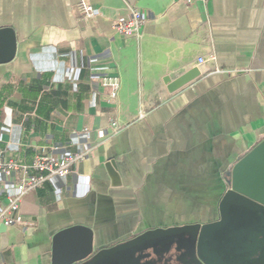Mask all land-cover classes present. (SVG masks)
Wrapping results in <instances>:
<instances>
[{
  "label": "crops",
  "instance_id": "obj_1",
  "mask_svg": "<svg viewBox=\"0 0 264 264\" xmlns=\"http://www.w3.org/2000/svg\"><path fill=\"white\" fill-rule=\"evenodd\" d=\"M80 1L0 0V28L17 36L15 57L0 63L6 157L87 153L26 193L24 224L0 226V264L50 262L55 234L77 224L110 248L218 220L228 171L264 139V0H87L92 18ZM132 8L145 18L140 37L114 26ZM111 76L121 82L116 99L104 84ZM113 120L123 129L101 139ZM21 177L0 175V209ZM155 242L93 264H200L178 236Z\"/></svg>",
  "mask_w": 264,
  "mask_h": 264
},
{
  "label": "water",
  "instance_id": "obj_2",
  "mask_svg": "<svg viewBox=\"0 0 264 264\" xmlns=\"http://www.w3.org/2000/svg\"><path fill=\"white\" fill-rule=\"evenodd\" d=\"M16 49L15 30L0 28V63L11 61ZM198 75V70L182 74L170 88L181 87ZM227 176L229 188L220 201L218 220L146 230L110 248L94 245L93 229L73 225L55 234L52 258L45 264H93L106 255L148 248L172 236L190 244L200 264H264V139L234 164Z\"/></svg>",
  "mask_w": 264,
  "mask_h": 264
},
{
  "label": "built area",
  "instance_id": "obj_3",
  "mask_svg": "<svg viewBox=\"0 0 264 264\" xmlns=\"http://www.w3.org/2000/svg\"><path fill=\"white\" fill-rule=\"evenodd\" d=\"M192 2H206L207 0H187ZM79 10L85 18L95 16V8L93 4L87 0H81L78 3ZM145 18L143 13L138 8H132V15L126 21L115 22L116 31L129 37H140L143 32ZM203 62V59H200ZM104 84L111 89L110 97L116 99L119 95L121 82L119 77L111 76L104 79ZM112 132L106 133L101 129L98 131V136L101 139L115 136L123 126L118 120L111 122ZM86 152H77L67 154L61 158H54L50 155H38L32 163L26 164L14 158H8L4 150L0 146V175L9 177L15 171H20L22 177L18 183L19 193L9 198L8 204L0 209V226H18L24 224V218L21 214V201L27 192L43 184L53 177H65L71 173L75 164L85 159Z\"/></svg>",
  "mask_w": 264,
  "mask_h": 264
},
{
  "label": "flooded vegetation",
  "instance_id": "obj_4",
  "mask_svg": "<svg viewBox=\"0 0 264 264\" xmlns=\"http://www.w3.org/2000/svg\"><path fill=\"white\" fill-rule=\"evenodd\" d=\"M144 249H145V251H146L147 249H149V247H148V248L145 247ZM150 250H151V248L149 249V251H150Z\"/></svg>",
  "mask_w": 264,
  "mask_h": 264
}]
</instances>
